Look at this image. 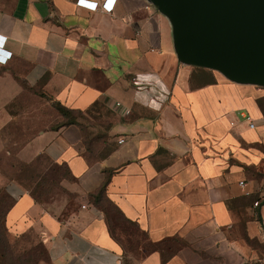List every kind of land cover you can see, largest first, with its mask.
Listing matches in <instances>:
<instances>
[{
    "label": "crops",
    "instance_id": "1",
    "mask_svg": "<svg viewBox=\"0 0 264 264\" xmlns=\"http://www.w3.org/2000/svg\"><path fill=\"white\" fill-rule=\"evenodd\" d=\"M92 1L114 8L0 0V48L11 52L0 62V154L13 152L8 137L27 136L15 156L65 164L74 180L62 184L82 202L63 220L0 176L13 199L7 234L37 232L48 264H122V247L91 198L105 184L107 198L155 246L140 264H245L251 242L264 243V87L181 62L169 17L149 0ZM49 102L83 114L106 154L89 161L79 118L65 123L58 112L55 126H15L48 121L38 106Z\"/></svg>",
    "mask_w": 264,
    "mask_h": 264
},
{
    "label": "rangeland",
    "instance_id": "2",
    "mask_svg": "<svg viewBox=\"0 0 264 264\" xmlns=\"http://www.w3.org/2000/svg\"><path fill=\"white\" fill-rule=\"evenodd\" d=\"M38 107L41 112L49 117L48 121L36 122L34 120H26L16 122L15 126L18 128L29 127L35 132L38 128L51 127L62 123L54 118L58 112L63 115L65 114L64 110L56 103H41ZM64 116L65 120L63 122H67L72 118L82 120L81 124L83 125L84 133L87 135V138L86 136L85 138L91 144L88 145L90 151L86 153L89 161L94 162L106 154L107 147L104 145V137L100 135L97 138H90L91 136L88 135L89 131L87 128L88 120L83 114L68 112ZM26 139H28L27 136L19 135L7 138L9 148L13 152L11 154L6 152L0 154V176L13 180H16V175L20 173L28 177L33 176L35 183H32V187H35L36 182L39 181L37 175H41L43 177V184H41L39 189L43 190V195L42 202L39 204L56 213L60 219H67L81 208L82 203L76 193L68 190L62 184L63 180L73 181V177L65 166L58 165L46 156H39L38 160H36L37 162L35 161L36 164L32 166L21 161L15 156L14 149ZM16 142L18 143L14 144ZM8 196L4 189L0 188L1 226L5 223V214L13 201ZM98 206L106 212L112 235L122 247V264H140L141 258L155 247L149 241L147 234L139 230L137 225L127 221L105 196L101 197ZM251 245L254 247L252 258L245 264H264V243L257 240L251 242ZM0 264H48L47 250L37 232L19 233L14 236H9L6 232L0 242Z\"/></svg>",
    "mask_w": 264,
    "mask_h": 264
},
{
    "label": "water",
    "instance_id": "3",
    "mask_svg": "<svg viewBox=\"0 0 264 264\" xmlns=\"http://www.w3.org/2000/svg\"><path fill=\"white\" fill-rule=\"evenodd\" d=\"M173 26L181 62L264 87V0H149Z\"/></svg>",
    "mask_w": 264,
    "mask_h": 264
},
{
    "label": "trees",
    "instance_id": "4",
    "mask_svg": "<svg viewBox=\"0 0 264 264\" xmlns=\"http://www.w3.org/2000/svg\"><path fill=\"white\" fill-rule=\"evenodd\" d=\"M205 74H206V78H207V80H208V82H214V78L212 77V73H211V71H206L205 72ZM61 109H63L64 110V112H65V114L66 113H68V112H70V111H68V110H66L65 108H63L62 106H60L59 104H57ZM64 114V115H65ZM74 121V120H73ZM72 122V119H70L69 121H67V122H65V123H71ZM40 156H46V155H40ZM47 157V156H46ZM48 158V157H47ZM49 159V158H48ZM36 160H38V159H36ZM35 160V161H36ZM34 161V162H35ZM34 162H32V163H27L28 165H30V166H32L33 164L35 165L36 164V162L34 163ZM58 165H60V164H58ZM63 166H65L67 169H68V171H69V168L65 165V164H63ZM69 174L71 175V173H70V171H69ZM38 176V178H39V181H37L36 182V186L35 187H32V183H35V181H34V178H33V176H30V177H28L27 175H25V174H23V173H20V174H17L16 175V180H18L19 182H21L28 190H29V192L31 193V195L34 197V199L38 202V203H41L42 202V195H43V190L42 189H39V187L41 186V184H43V177L41 176V175H37ZM72 176V175H71ZM64 177V176H63ZM25 181H27V182H25ZM102 196H105L106 198H107V196H106V194H105V184H103L98 190H97V192H95V193H93V194H91V198H92V201H93V203L95 204V205H99V200L101 199V197ZM8 197H10V196H8ZM10 199H12V198H10ZM13 200V199H12ZM107 200L109 201V202H111L112 204H113V206L117 209V211L125 218V216L123 215V213L121 212V210L109 199V198H107ZM13 202V201H12ZM12 204V203H11ZM11 206V205H10ZM10 206H9V208H10ZM104 213H105V216H106V212L104 211V209L103 208H101L100 206H98ZM8 208V209H9ZM7 209V210H8ZM7 213V212H6ZM5 217H6V214H5ZM106 219H107V217H106ZM127 221H129V222H131V223H133V224H135L134 222H132V221H130V220H128L127 218H125ZM260 220L262 221V219H261V217H260ZM108 222V221H107ZM108 225H109V223H108ZM136 225V224H135ZM138 227V226H137ZM139 228V227H138ZM109 230H110V233H111V235H112V232H111V229H110V226H109ZM139 230H141L140 228H139ZM6 227H5V223H4V225L3 226H1L0 225V242H1V240H2V238L4 237V235L6 234ZM144 232V231H143ZM113 236V235H112ZM169 249H167V251H168Z\"/></svg>",
    "mask_w": 264,
    "mask_h": 264
},
{
    "label": "built area",
    "instance_id": "5",
    "mask_svg": "<svg viewBox=\"0 0 264 264\" xmlns=\"http://www.w3.org/2000/svg\"><path fill=\"white\" fill-rule=\"evenodd\" d=\"M77 4L79 6H85L86 8H89V9L94 10V11L101 9V10H104L106 12H111L114 8V6L109 2H105L104 4H102L100 6L98 1H92V0H77ZM3 40H4L3 36L0 35V44L3 43ZM10 58H11V52H9L3 48H0V62L6 63ZM132 80H133V83L139 84L138 78H133ZM244 116H245L246 120L250 123V126L254 127L255 123H254V120L251 117V115L245 114ZM119 142L120 143L125 142V138H120ZM255 204H258V202H256Z\"/></svg>",
    "mask_w": 264,
    "mask_h": 264
}]
</instances>
